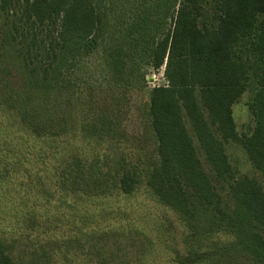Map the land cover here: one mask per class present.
Masks as SVG:
<instances>
[{"label":"rangeland","instance_id":"374dc122","mask_svg":"<svg viewBox=\"0 0 264 264\" xmlns=\"http://www.w3.org/2000/svg\"><path fill=\"white\" fill-rule=\"evenodd\" d=\"M175 1L97 0L107 15L97 48L78 57L68 90L53 91L62 102L53 115L70 126L61 133L35 122L28 108L41 93L28 85L8 39L0 38V238L13 241L14 264H170L184 257L196 264H258L225 252L231 236L184 222L145 184L154 146L148 91L166 84L164 65L153 67L150 55L170 28ZM248 96L232 105L240 135L253 126ZM225 149L238 175L264 188V175L244 152L231 143ZM126 168L138 181L130 194L117 185ZM210 176L230 203L228 184Z\"/></svg>","mask_w":264,"mask_h":264},{"label":"trees","instance_id":"16d2710c","mask_svg":"<svg viewBox=\"0 0 264 264\" xmlns=\"http://www.w3.org/2000/svg\"><path fill=\"white\" fill-rule=\"evenodd\" d=\"M101 7L97 0H0V38L8 39L28 85L41 93L28 109L53 134L70 130L66 117L53 115L52 107L62 108L53 91L68 90L78 57L97 48L107 21ZM173 8L170 28L150 55L153 67L164 65L166 84L148 91L154 146L145 184L184 222L231 236L225 252L264 264V188L238 175L225 149L237 145L264 175V0H176ZM244 92L253 126L240 135L232 105ZM211 173L228 184L230 203L214 188ZM117 185L130 194L138 181L126 168ZM14 250L13 241L0 238V264H14ZM173 262L196 264L187 257Z\"/></svg>","mask_w":264,"mask_h":264}]
</instances>
